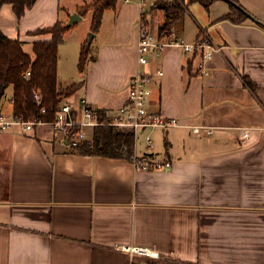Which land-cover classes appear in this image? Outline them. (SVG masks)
Returning <instances> with one entry per match:
<instances>
[{
	"label": "crops",
	"instance_id": "1",
	"mask_svg": "<svg viewBox=\"0 0 264 264\" xmlns=\"http://www.w3.org/2000/svg\"><path fill=\"white\" fill-rule=\"evenodd\" d=\"M95 1L36 0L21 19L6 4L0 31L33 52L35 42L52 39L35 31L80 15L59 47L58 79L61 89L85 83L65 100L74 107L85 100L112 120L128 102L131 78L149 74L150 109L181 124L146 129L135 154L172 166L138 170L126 159L71 154L49 127H0V264L147 261L126 247L160 253L154 264H264V0H240L263 25L224 19L225 0L209 11L189 6L166 41L193 44L207 35L221 48L207 75L197 72L199 55L179 47L141 66L140 6L125 0L104 13L82 74L93 12L90 29L78 31L86 19L78 11ZM158 1L147 5L156 34L166 18L153 9Z\"/></svg>",
	"mask_w": 264,
	"mask_h": 264
},
{
	"label": "trees",
	"instance_id": "2",
	"mask_svg": "<svg viewBox=\"0 0 264 264\" xmlns=\"http://www.w3.org/2000/svg\"><path fill=\"white\" fill-rule=\"evenodd\" d=\"M120 0H96L90 5L79 8L83 16L93 12L91 31L97 33L102 27L104 13L116 9ZM219 0H161L155 3L153 9L165 12L164 23L158 28L160 40H167L174 33L177 23L184 18L188 8L193 3L201 4L207 11ZM231 13L224 17L235 24H243L252 19L263 25L258 18L247 10L240 0H230ZM36 0H0V9L6 4L13 6L17 17L21 19L28 9L32 8ZM72 26L68 22L59 20L54 26L40 29L34 34H51L49 41H37L33 44V55L28 53L23 43L13 40L0 31V95L5 94L9 87H13V117L21 121L53 122L61 103L74 95L85 83L82 81L61 89L58 79V52L65 40V35ZM93 43V42H92ZM88 41L82 46L79 71L84 74L92 59ZM30 72L29 76H26ZM253 89V84L248 81ZM34 91L42 95L41 102L34 98ZM46 112L43 113L42 110ZM99 120L105 125L94 129L90 140L82 141L77 147L69 148L74 155L90 157H110L132 161L136 156V133L126 129H116L108 125L112 112L94 109ZM112 118V117H111ZM37 127H35L36 129Z\"/></svg>",
	"mask_w": 264,
	"mask_h": 264
},
{
	"label": "built area",
	"instance_id": "3",
	"mask_svg": "<svg viewBox=\"0 0 264 264\" xmlns=\"http://www.w3.org/2000/svg\"><path fill=\"white\" fill-rule=\"evenodd\" d=\"M150 0H125V3H138L140 6L139 15V42L138 54L141 66L148 65L155 57L163 55L167 49L171 47H179L185 53H197L201 58L197 67L200 75H207L209 72L206 63L214 53L220 52L221 48L215 46L210 38L205 35L197 43H184L180 41L160 40L151 26L148 17V2ZM159 76H164L165 72L159 70ZM30 72L26 76H29ZM151 77L147 73L139 72L130 80L129 98L124 107L121 108L119 115L110 120L108 125L116 129L130 130L136 135L141 134L149 128L169 129L171 127L180 126V121L175 118H168L160 113H155L150 109L149 99L152 95L150 86ZM34 98L37 102H41L42 95L38 91H34ZM46 112L45 109L42 110ZM18 125L24 131H32L35 127H49L55 134L60 136L61 141L68 148L77 147L82 141L90 140L94 129L98 126L105 125L102 123L94 108L90 107L85 100L81 101L80 107H74L67 100H63L53 122L39 121H21L18 119L6 120L0 116V127L2 129L10 128ZM195 132L199 133L200 129L195 128ZM134 166L138 170L155 171L163 168H170L171 162H161L153 157H137L132 160ZM125 250L131 255L145 257L146 262L141 264H154L155 261L161 260L158 252H153L140 247H126ZM137 264V263H133Z\"/></svg>",
	"mask_w": 264,
	"mask_h": 264
},
{
	"label": "rangeland",
	"instance_id": "4",
	"mask_svg": "<svg viewBox=\"0 0 264 264\" xmlns=\"http://www.w3.org/2000/svg\"><path fill=\"white\" fill-rule=\"evenodd\" d=\"M83 4H85V3H83ZM90 26H91V13L89 12L86 15V19L84 18V20L79 24L78 31H81V30L87 31L90 29ZM91 34H93V32L89 30V37ZM94 34H96V33H94ZM96 46H97V44H95L94 47H96ZM25 49L28 52H30L31 54H33L31 47L26 46ZM11 93H12V89L9 88L6 91V93L2 96V99L0 101V112H2V114L4 115L6 120H11L13 118V116H12L13 106H12V102H11ZM49 133L53 136L54 131L49 128ZM90 134H92V136H91V139H92V137H93L92 131ZM138 136L139 135H137V137ZM57 138H60V136H58Z\"/></svg>",
	"mask_w": 264,
	"mask_h": 264
},
{
	"label": "water",
	"instance_id": "5",
	"mask_svg": "<svg viewBox=\"0 0 264 264\" xmlns=\"http://www.w3.org/2000/svg\"><path fill=\"white\" fill-rule=\"evenodd\" d=\"M225 1H227V2H231L230 0H225ZM80 19H81V16H80V15H78V14H73V15H71V17H70V21H69L68 25H69V26H72V25H74L75 23H77ZM94 37H95V34H94V33L90 35V37H89V39H88V44H89V45L93 42Z\"/></svg>",
	"mask_w": 264,
	"mask_h": 264
}]
</instances>
